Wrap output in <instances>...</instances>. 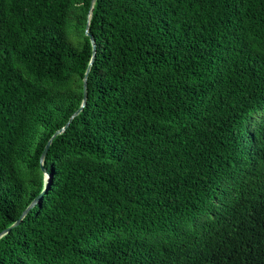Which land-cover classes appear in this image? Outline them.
I'll use <instances>...</instances> for the list:
<instances>
[{"label": "trees", "instance_id": "obj_1", "mask_svg": "<svg viewBox=\"0 0 264 264\" xmlns=\"http://www.w3.org/2000/svg\"><path fill=\"white\" fill-rule=\"evenodd\" d=\"M41 193L0 264H264V0H0V235Z\"/></svg>", "mask_w": 264, "mask_h": 264}, {"label": "water", "instance_id": "obj_2", "mask_svg": "<svg viewBox=\"0 0 264 264\" xmlns=\"http://www.w3.org/2000/svg\"><path fill=\"white\" fill-rule=\"evenodd\" d=\"M93 1V4H95V2L97 0H92ZM92 43H93V54H94V57L96 55V51H97V48H96V44H95V41L94 39H92ZM93 57V58H94ZM92 65V63H91ZM91 69V66L89 67L86 75H85V79H84V103H83V106L81 107V109L75 114V116H77L78 114L81 113V111L83 110L86 102H87V98H88V91H87V78H88V74H89V71ZM63 131V130H62ZM62 131H59L55 134V136L53 138H55L59 133H61ZM51 142L52 140L48 143L43 155H42V160L45 159L47 153H48V150H49V147L51 145ZM44 173L46 174L47 171L44 169ZM43 196V193H41L34 201L33 203L25 210V212L22 214V216L20 217V219L9 229H7L6 231H4L1 235H0V238L3 236V235H6L7 233H9L11 231L12 228H15L17 226L20 225V223L23 221V219L27 216V214L30 212V210H32L37 204L38 202L40 201V199L42 198Z\"/></svg>", "mask_w": 264, "mask_h": 264}]
</instances>
